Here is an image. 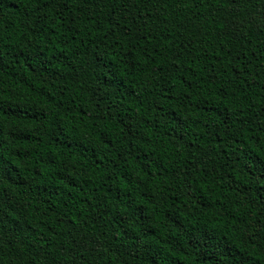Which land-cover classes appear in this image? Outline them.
Returning <instances> with one entry per match:
<instances>
[{
    "label": "trees",
    "instance_id": "16d2710c",
    "mask_svg": "<svg viewBox=\"0 0 264 264\" xmlns=\"http://www.w3.org/2000/svg\"><path fill=\"white\" fill-rule=\"evenodd\" d=\"M0 264H264V0H0Z\"/></svg>",
    "mask_w": 264,
    "mask_h": 264
}]
</instances>
